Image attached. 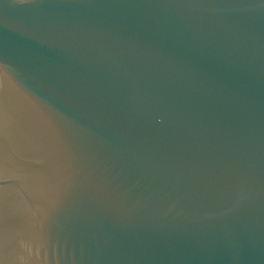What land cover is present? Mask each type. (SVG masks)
<instances>
[{
  "label": "water",
  "instance_id": "water-1",
  "mask_svg": "<svg viewBox=\"0 0 264 264\" xmlns=\"http://www.w3.org/2000/svg\"><path fill=\"white\" fill-rule=\"evenodd\" d=\"M0 264H264V0H0Z\"/></svg>",
  "mask_w": 264,
  "mask_h": 264
}]
</instances>
